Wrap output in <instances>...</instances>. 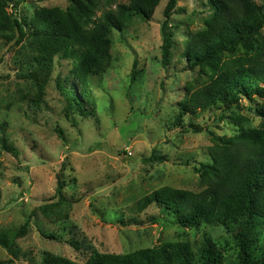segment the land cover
Listing matches in <instances>:
<instances>
[{"label": "rangeland", "instance_id": "obj_1", "mask_svg": "<svg viewBox=\"0 0 264 264\" xmlns=\"http://www.w3.org/2000/svg\"><path fill=\"white\" fill-rule=\"evenodd\" d=\"M168 1L161 0L151 21L136 17L126 31L112 33V67L90 79L95 118L65 113L56 80L69 73L71 60H55L40 104L35 84L18 77L22 46L0 35V231H16L30 220L14 253L0 247V264H41L47 254L84 264L93 251L118 256L178 241L197 249L204 232L212 235L226 260L236 258L239 249L221 227L184 228L155 204L143 212L135 208L165 186L199 191L197 169L210 162L213 145L206 130L219 136L238 130L235 115L223 109L185 117L181 127L175 123L176 103L195 77L181 58L184 36L201 30L210 10L205 1H178L170 21L174 59L166 70L161 27ZM128 2L105 6L103 0L99 14ZM69 5V0H26L8 11L23 16L40 7ZM134 70L137 80L132 82ZM261 104L264 98L258 96L243 100L237 114L258 126L264 117L253 108ZM191 122L206 130H188ZM2 139L17 148V156L1 147ZM153 154L164 160H152ZM62 184L66 202L55 199Z\"/></svg>", "mask_w": 264, "mask_h": 264}, {"label": "trees", "instance_id": "obj_2", "mask_svg": "<svg viewBox=\"0 0 264 264\" xmlns=\"http://www.w3.org/2000/svg\"><path fill=\"white\" fill-rule=\"evenodd\" d=\"M24 1L0 0V35L22 46L18 77L35 84L41 104L55 60H71L69 73L56 80L65 113L97 117L90 79L105 75L112 67V33L126 31L136 17L151 21L161 0H129L101 14L103 0H69L66 9L40 7L23 16L8 11L11 7L17 10ZM104 1L105 6L114 2ZM178 1L166 4L161 27V63L166 70L174 59L176 43L170 21ZM200 1H205L210 14L201 30L184 36L181 58L195 77L176 103L175 123L181 127L185 117L223 109L235 115L238 130L219 136L189 123L188 130H206L213 142L210 162L197 169L200 190L165 186L140 199L135 208L143 212L155 204L184 228L221 227L232 236L239 252L233 260H226L212 235L204 232L197 249L189 241H178L118 256L93 251L84 264H264V123L251 126L249 118L237 114L244 107L243 100L264 98V0ZM136 80L134 70L132 82ZM87 105L92 109L87 110ZM253 110L264 117V104ZM57 134L66 139L61 129ZM1 147L18 155L17 148L5 139ZM151 159L164 160L155 154ZM62 187L55 196L58 202H66ZM41 207L46 210L48 204ZM29 227L30 220L16 231H0V247L14 253L15 241L25 237ZM72 244L79 247L77 242ZM41 264L80 263L47 254Z\"/></svg>", "mask_w": 264, "mask_h": 264}]
</instances>
